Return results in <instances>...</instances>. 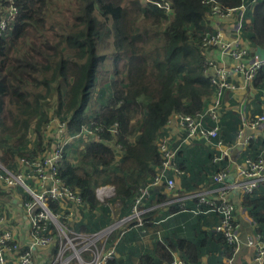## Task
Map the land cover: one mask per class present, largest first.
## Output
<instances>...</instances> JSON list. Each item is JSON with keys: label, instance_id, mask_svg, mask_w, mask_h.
<instances>
[{"label": "trees", "instance_id": "obj_1", "mask_svg": "<svg viewBox=\"0 0 264 264\" xmlns=\"http://www.w3.org/2000/svg\"><path fill=\"white\" fill-rule=\"evenodd\" d=\"M166 1L169 10L143 0H15L18 13L0 32V162L16 170L20 157L44 155L53 117L66 122L68 134L84 127L93 134L67 145L59 165L61 180L86 205L73 229L95 233L114 221L110 207L96 197L100 186H112L106 201L119 204V217L128 215L139 188L152 182L160 166L159 136L169 116H194L208 105L214 87L200 42L212 32L208 16L215 2L221 8L245 5L242 36L251 50L264 48V0ZM6 6L0 0V8ZM58 7L66 11L62 20L55 15ZM253 87L250 117L264 113V64ZM221 110L218 138L233 145L239 113ZM171 144L178 145L176 187L167 193L164 184L149 185L143 223L131 219L129 229L110 233L106 247L118 239L117 257L107 264H170L173 254L190 264H227L233 255L234 246L212 230L219 214H194L197 199L187 198L216 187L210 176L229 168L231 159L214 161L218 152L203 139ZM263 149L259 135L234 160L257 158ZM14 196L13 188L0 187L1 211L11 212ZM236 203L264 238V183ZM179 213L177 223L169 220ZM188 215L184 228L178 226Z\"/></svg>", "mask_w": 264, "mask_h": 264}, {"label": "built area", "instance_id": "obj_2", "mask_svg": "<svg viewBox=\"0 0 264 264\" xmlns=\"http://www.w3.org/2000/svg\"><path fill=\"white\" fill-rule=\"evenodd\" d=\"M7 6L0 8V32L7 24L15 19L18 11L15 0H4ZM158 7L169 10L166 0H143ZM245 5L238 8H221L215 2L211 8L210 17L214 19L212 32L205 33L200 45L205 57L207 75L214 90L204 111L194 116L182 113H172L168 122L160 132L158 151L161 163L155 173L151 185H165V191H173L180 173L174 158L178 145L171 141L180 139L181 143L188 144L191 140L203 139L205 143L214 147L218 154L214 161L223 158L231 159L229 168L221 169L210 176L216 187L193 192L191 197L197 199L198 206L192 212L206 213L214 211L220 216L219 222L213 226L215 232L234 246L233 255L225 259L227 264H235L237 253L242 245L250 246L255 251V261L264 263V238L255 233L251 238L243 237L242 223L236 216L237 200H231L229 193L237 192L240 195L251 193L264 183V149L257 158H245L239 162L235 156L243 150L252 138L264 136V113L250 117L246 107L254 108V94L251 98L234 102L225 101L226 93L234 91L238 85L235 79L240 80L241 86L253 87V80L258 69L264 64L253 53L241 33ZM216 50L223 59H216ZM255 93V92H254ZM262 103L264 96L261 97ZM231 107L239 113L241 127L233 145L224 144L218 138L219 121L223 111L221 108ZM56 118V117H55ZM57 135L50 142L44 155L29 159L20 157L16 170H10L0 164V187L24 188L26 196H14L12 210L9 214L0 210V264H107L109 259L117 257L114 244L106 247V240L115 228H122V232L129 229L128 223L136 221V225L143 223L142 214L144 200L149 196L148 184L140 187L133 199L131 211L128 215L119 217L113 214L118 204L112 205L106 199L113 194L112 186L104 187L105 192L96 197L107 204L111 209L114 221L95 233H87L72 228L82 218L81 208L85 211L86 205L80 195L72 187L61 180L59 165L67 144L75 142L88 135L93 136L91 130L84 127L77 134L66 132L67 124L56 118ZM209 119V122L206 120ZM52 121L46 126V131ZM175 123L180 131L174 130ZM250 130V132H246ZM256 131L259 134H256ZM233 169L234 178L226 182ZM181 199L180 202L185 200ZM184 204L181 203V206ZM203 206L200 208L199 206ZM80 209V210H79ZM118 217V218H117ZM250 224H253L250 219ZM170 264H190L173 254Z\"/></svg>", "mask_w": 264, "mask_h": 264}, {"label": "crops", "instance_id": "obj_3", "mask_svg": "<svg viewBox=\"0 0 264 264\" xmlns=\"http://www.w3.org/2000/svg\"><path fill=\"white\" fill-rule=\"evenodd\" d=\"M210 18V25H212V23L214 22V19L212 17H210V15L208 16ZM216 59H223L226 60V58H222L219 54V52L216 50V55H215ZM236 84L238 85V87L234 90V91H230L229 93V100H232L233 102H240L243 101L245 99L251 98L252 95L254 94V92L256 91L255 88L253 89L252 87H246V89H244L243 86H241L240 84V80L238 78L235 79ZM248 109L250 108V105H248ZM172 125H174V130L180 131V129H178L175 123H173ZM246 132H250V130H246ZM256 134H259L256 131ZM231 172H233V169H231ZM234 178V177H233ZM228 183V181H226ZM109 187V186H107ZM105 189V188H103ZM98 191H102V189H99ZM230 195H232V197H230ZM241 195L238 194L237 192H231L229 193V198L231 200H237L239 201V199H241L240 197ZM167 207V206H166ZM165 206H162V209H166ZM183 213H179V214H175V215H171L169 220H172L173 223H177L176 221V216H180ZM236 216L238 218V220L242 223L241 225V230L243 232V234L247 233L251 238H254L255 236V232L253 231L252 233L248 232V225L251 226V229H254V224H250V218L247 214V211L242 208V206H240L239 204H237V212H236ZM191 219V216H184L182 218H180L179 220V224L178 226H182L184 228V226L187 224V222ZM244 223V224H243ZM248 223V224H246ZM245 226L247 227V231L245 229ZM244 237H247V235H245ZM255 251L253 247L250 246H246V245H242L239 252L237 253L236 259H235V264H258L255 259Z\"/></svg>", "mask_w": 264, "mask_h": 264}, {"label": "rangeland", "instance_id": "obj_4", "mask_svg": "<svg viewBox=\"0 0 264 264\" xmlns=\"http://www.w3.org/2000/svg\"><path fill=\"white\" fill-rule=\"evenodd\" d=\"M62 9H63V7H58V9L57 10H55L56 12H55V15L57 16V18H60L61 20L66 16V11H63L62 12ZM49 13H51V11H49ZM107 54H110V53H107ZM107 64H109L110 63V61H109V59H107L106 61H105ZM213 93V92H212ZM55 120H57L55 117H53V118H51V120L50 121H52V123H51V125H50V127L47 129V133H48V135L50 136V137H52V139H54L57 135H59V136H61L62 134H61V132H59V131H57V128H56V121ZM73 145V146H76L75 144H74V142H72V143H69V144H67V145ZM0 164H2L1 162H0ZM104 187H107V186H100V187H98L96 190H99V189H103ZM14 192H15V195L16 196H18V197H21V196H23L24 194H26L25 193V190H24V188H22L21 186H17L16 188H14ZM241 197V196H240ZM239 201H240V199H239ZM119 205V204H118ZM118 207V206H117ZM113 214L116 216V212H115V210L113 211ZM244 224V223H243ZM246 224H248V223H246ZM249 227V229H248V232L249 233H252L253 232V230L251 229V226L250 225H248ZM245 229H246V231H247V227L245 226ZM246 234V233H245ZM242 235H243V237H244V234H243V232H242Z\"/></svg>", "mask_w": 264, "mask_h": 264}, {"label": "water", "instance_id": "obj_5", "mask_svg": "<svg viewBox=\"0 0 264 264\" xmlns=\"http://www.w3.org/2000/svg\"><path fill=\"white\" fill-rule=\"evenodd\" d=\"M253 53L257 56V58H258L259 60H264V48H263V47H259V46L255 47V48L253 49ZM233 177H234V173L231 172V173L228 175V177H227L226 180H227L228 182H231V181L233 180ZM230 197H232V195H230Z\"/></svg>", "mask_w": 264, "mask_h": 264}, {"label": "bare ground", "instance_id": "obj_6", "mask_svg": "<svg viewBox=\"0 0 264 264\" xmlns=\"http://www.w3.org/2000/svg\"><path fill=\"white\" fill-rule=\"evenodd\" d=\"M105 192V190H102V191H99L98 192V195H100L101 193Z\"/></svg>", "mask_w": 264, "mask_h": 264}]
</instances>
